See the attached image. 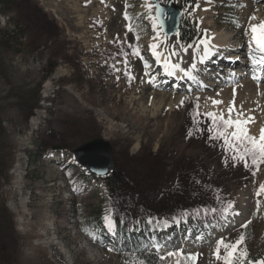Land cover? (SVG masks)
I'll list each match as a JSON object with an SVG mask.
<instances>
[{
    "label": "rangeland",
    "instance_id": "1",
    "mask_svg": "<svg viewBox=\"0 0 264 264\" xmlns=\"http://www.w3.org/2000/svg\"><path fill=\"white\" fill-rule=\"evenodd\" d=\"M4 1L0 264H141L113 237L112 217L124 216L129 227L130 212L136 213L135 219L147 217L146 222L164 215L172 223L182 216L189 219L180 237L187 250L198 254L196 264H212L205 250L214 264H224L223 245L220 258L213 255L216 241L223 237L235 244L241 233L245 240L231 259L241 264L239 257L246 251L250 260L264 242V193L255 195L264 183V164L257 171L250 157L248 167L233 160L244 145L230 135H219L225 128L219 116L239 119L240 129L258 137L264 128V80L251 85L249 75L237 67L226 71L229 66L220 58L219 69L211 67L214 77L199 75L177 89L172 88L173 81H161L162 67L153 52L164 49L161 54L167 58L164 52L171 50L178 53L177 62L182 58L173 39L166 43V34L156 43L161 30L151 0ZM183 2L184 17L189 10L201 37L213 30L206 26L210 20L209 24L240 30L238 43L251 36L245 34L250 27L246 17L240 22L237 18L244 0ZM5 30L13 38L1 34ZM195 47L202 50L198 43L180 47L187 48L180 53L187 56L191 49L193 55ZM197 83L205 85L192 89ZM181 100L184 103L178 106ZM169 101L171 109L163 104ZM208 112L217 116L215 122L205 115ZM183 115L182 128L171 127V121ZM189 130L194 131L191 136ZM93 139L111 146L112 170L117 168L122 177L117 180L118 195L117 191L111 196L106 178L90 174L73 156L78 146ZM229 203L233 207L224 212ZM99 211L103 226L94 228ZM105 216L112 221L111 228ZM249 220L247 229L240 227ZM191 241L205 243L193 250L196 245Z\"/></svg>",
    "mask_w": 264,
    "mask_h": 264
},
{
    "label": "snow or ice",
    "instance_id": "2",
    "mask_svg": "<svg viewBox=\"0 0 264 264\" xmlns=\"http://www.w3.org/2000/svg\"><path fill=\"white\" fill-rule=\"evenodd\" d=\"M241 7H243V5H241ZM156 11L158 15L163 14V9L160 8L159 5L156 6ZM124 15H125V19L127 20L128 19L127 13H125ZM249 19L255 20L256 17L251 16L249 17ZM161 26H162V21H161ZM237 26L239 25L237 24ZM129 31H131L130 28H129ZM249 32L251 33V41H252V44L250 45V47L254 45L255 49L258 50V52L262 56H264V22H261L259 24H252L250 28L245 32V34L248 35ZM201 44H204V40H201ZM150 47L155 48V45H152ZM208 51H209V47L207 44H205L204 45L205 54H207ZM135 54L139 55V52H136ZM172 55H176V53L173 52ZM153 56L156 57V61L157 63H159L160 62L159 56L157 55L156 52H153ZM202 62L203 61H201V63ZM171 67L175 69H179V71L182 72L185 77H191L195 79V77L192 75V72L194 69H196L197 67L196 64H191L190 67L188 68H182L181 65L177 63V64H172ZM165 68L167 70L168 65H165ZM167 74L171 76L173 73L171 71H168ZM253 78L255 79V77ZM233 92L235 93V89L233 90ZM183 103L184 101L181 100L180 105L178 106H182ZM212 103L218 104V103H223V101L213 100ZM233 108H234V101L230 103L228 107V112L231 113L233 111ZM205 115L211 117L213 119V122H215V120L217 119V116L212 112L205 113ZM219 119L225 126L224 129H221L219 131V135L221 137L230 135L233 140L238 141L240 144L244 145L243 150L238 151L236 155L233 156V160L238 159L239 161L243 162L244 167H248V162L246 158L250 157L251 164L254 167H256L257 171H259V165L264 164V128L260 129V134L257 137V136L249 135L247 130L240 129L239 125L241 124V121L239 119L233 120L231 118H225L223 115H220ZM247 119L250 120L251 118H247ZM227 128H233V130L230 133H228L226 131ZM197 131H199V129H197ZM192 134H193L192 131L189 130L188 136H191ZM225 143H230V141L225 139ZM229 166H234V165L230 164ZM253 175H256V172H253ZM197 183H199V181H197ZM262 193H264V183H261L259 185V188L256 191L255 195L259 197ZM259 203H260L259 200H257V208H259ZM232 207H233L232 203H229L227 207L223 209V211L227 212ZM213 211H215V209H213ZM253 214L255 215L256 213L254 212ZM237 215H239V213H237ZM104 220L108 222L107 223L108 228H111L113 226L112 221L109 219L108 216H105ZM250 224H251L250 220L245 221L243 224H241L240 227L243 229H247ZM244 240H245V235L243 233H241V235L238 237L235 244H229L226 242L225 238L221 237L220 239L216 241L217 247L214 249L213 255H215L217 259H219L220 258V246L223 245L226 251V255L224 256V264H233L231 257L234 256L237 252H239V246L244 242ZM109 251H114V249H109ZM182 255H184L182 252H175V253L168 252L166 256L161 255L159 259L163 261L165 259H170L173 256L179 257ZM197 255L198 254L196 253H190V254H187L185 259H187L190 262V264H195ZM247 256H248V253L246 251L241 254V256L239 257L241 264H264V259L257 258L254 260H248L246 259ZM141 264H143V262H141ZM176 264H180L179 260H177Z\"/></svg>",
    "mask_w": 264,
    "mask_h": 264
},
{
    "label": "trees",
    "instance_id": "3",
    "mask_svg": "<svg viewBox=\"0 0 264 264\" xmlns=\"http://www.w3.org/2000/svg\"><path fill=\"white\" fill-rule=\"evenodd\" d=\"M4 2H5L4 0H0V4ZM174 2L180 7L184 6L183 0H174ZM188 13H189V10H188ZM195 25H196L195 21L190 14L188 17H184L183 15H181L180 21H179V32H178V40L181 43L188 44L190 42H193L199 39V33ZM1 34L7 37L11 36V38H13L12 32H8L5 30V33L4 31H2ZM171 122L173 124V126L171 127L181 129L183 124H185L184 115L178 116L177 119ZM209 151H213V149H210ZM120 177H121V174L119 175L117 168L113 169L106 177H104L107 180L106 182L107 188L111 196L112 195L114 196L117 193V191L118 193L116 195H118L121 191V187L119 183H117V180H120ZM117 210L119 211V209ZM137 213H142V211H139ZM135 214L133 212L129 213V216L132 217L131 219L132 224H130L129 227H126L123 222V220L125 219L124 216H121L122 218L121 220L119 219L120 221L117 220L115 217H112V221L114 223V229H115V238L121 248H125L128 252H132V255L134 256L135 259L141 260L145 264H176L177 260H179L180 264H190V262L187 259H185L187 254H190V253H183L184 255L182 256H179V257L173 256L170 259H165L161 261L159 259L161 255H158L154 251L148 250L146 248L145 239L137 237V233L139 231L150 232L154 230L155 228L157 229L161 227L164 223H167L169 221V217L167 215H164V218H157V219H154L151 216L152 218H150V221L146 222L147 217L142 218V217L137 216L135 219L134 218ZM182 214L184 215V213ZM102 220H103V216H102V213L99 211L97 213V222L93 223L92 226L99 228L102 225ZM164 255L166 256V254ZM257 258L264 259V242L262 246L260 247V249L255 254L250 255V260H254Z\"/></svg>",
    "mask_w": 264,
    "mask_h": 264
},
{
    "label": "bare ground",
    "instance_id": "4",
    "mask_svg": "<svg viewBox=\"0 0 264 264\" xmlns=\"http://www.w3.org/2000/svg\"><path fill=\"white\" fill-rule=\"evenodd\" d=\"M245 1V4L243 5V7H241V11H240V14L236 11L235 13L236 14H239V16L237 17L238 18V20H239V22L242 20V18L243 17H246V19H245V25H247V24H249L250 26L252 25V24H259V23H261V22H264V4H259L258 2H257V0H244ZM204 14V13H203ZM251 16H255L256 17V19L255 20H250L249 19V17H251ZM211 21V20H210ZM210 21L208 22V25H206L208 28H209V26L211 27V28H213V30H211L210 32H208L209 30L207 29L206 30V33H205V35L202 37V39L201 40H204V44H201V41L199 42V46H202V50L201 49H196L195 50V54H198L199 56H198V58H197V60H194V61H191L190 59H191V56H192V52H191V49H189V51H190V53H191V55H190V53H188L187 54V56H186V54H181L180 52H186V50H187V48H183V49H181L180 47H179V43H177L178 42V40H176L177 39V36H167V35H165V41H166V39H167V41H166V43L167 42H170L171 40H170V38L171 39H173L174 41V45L176 44L177 45V47L179 48V57H181L182 58V64H184L185 65V67H188L189 66V62H192V64H196L197 65V67H196V69H194V71L192 72V75L195 77V79L194 80H196L197 78H199L200 76L198 75V76H195V75H197L198 73L200 74L201 73V75L202 76H204V75H208L209 77H214V75H216V74H214V75H211V72H213V70L211 69V67H213V65H206V66H203L202 65V63H200L199 64V61L200 60H204L205 58H207V56H209L210 54H212V53H216V52H220V53H222V52H226L227 50L228 51H231V52H229V53H227L228 55H232V54H238V50L236 49V47L238 48V49H242L243 48V46H244V44H245V42L247 41V37H245L244 38V40H242L240 43H238L239 42V40L242 38V35L239 33V31L240 30H238V31H234L233 30V27H231V26H229L228 24H225L224 26L226 27V28H224V27H220L219 25H215V24H209L210 23ZM216 22H219V20L217 19L216 20ZM205 27V26H204ZM206 27V28H207ZM220 28V30L222 31V32H218L217 31V28ZM230 28H232V30H230ZM250 28V27H249ZM161 34H162V37H163V35H164V32H161L160 31V36H159V38L157 39V41H156V43L158 44V41L160 40V37H161ZM250 34V33H249ZM251 37V36H250ZM249 37V39L251 40V38ZM206 38V39H205ZM164 39V38H163ZM170 40V41H169ZM160 42V41H159ZM164 42V41H163ZM241 43L243 44V45H241ZM164 44V43H163ZM205 44H207L208 45V47H209V51L207 52V54H205V52H204V45ZM248 44V43H247ZM162 46V45H161ZM164 46V45H163ZM235 47V48H234ZM162 48H164V47H162ZM158 50H159V52H157V55L159 56V60H160V62L158 63V64H162V67H163V69L165 70L166 68H165V65H170L169 66V69H171L172 70V73L173 74H175L176 76H177V78L178 79H180L182 76V78H184V74L182 73V72H180L179 71V69H175V68H172L171 67V65L172 64H177V62H175V61H172L174 58H176L177 56H178V53H176V55L175 56H173L172 55V53H171V50L168 52V51H165L164 52V54H166L167 53V58H165V56L163 55V54H161L163 51H164V49H159V48H157ZM184 49H186L185 51H184ZM244 49V48H243ZM250 49V47H247L246 48V50H249ZM160 50H162V51H160ZM168 50V49H167ZM237 52V53H236ZM170 54V55H169ZM162 56H164V58H165V61H162L163 60V57ZM219 57V56H218ZM221 58V60L222 61H224L225 63H227L228 62V60L226 59V58H222V57H219V59ZM229 59H230V57H228ZM235 58H237L236 56H234V61L233 62H235V63H228V64H230L229 65V67L226 69V71H232V69L231 68H233V67H237L236 68V70H240V65L238 64V61H236L235 60ZM180 59V58H179ZM190 60V61H189ZM181 61V60H180ZM189 61V62H188ZM212 61H214V60H212ZM188 62V63H187ZM182 67V66H181ZM183 68V67H182ZM202 68V69H201ZM204 68V69H203ZM248 69H249V73H245L246 74V76H248L249 78H251V80L253 81L252 83H251V85L253 84V85H256V83L255 82H259V81H261V79H263L264 78V70L262 71V72H259L258 71V68L257 67H255V66H252V65H250V68L248 67ZM216 73V72H215ZM242 73V72H241ZM244 74V73H243ZM179 75V76H178ZM208 77V78H209ZM253 77H255V79L253 78ZM181 78V79H182ZM188 79H191V77L189 78L188 77ZM193 79V78H192ZM239 79V78H238ZM175 83V82H174ZM199 84V83H198ZM177 84L175 83L174 84V86H172L173 88L176 86ZM188 87H190V85L188 86ZM204 87V86H203ZM208 87H211V84H208V86H207V88ZM196 87H193V89H195ZM253 90L255 89H257V87H253L252 88ZM256 91H258L259 92V90H256ZM262 92L264 93V91H263V89H262ZM262 93V94H263ZM175 99V98H174ZM229 99V98H228ZM163 101V100H162ZM163 104H165L166 105V107H168V109H171V107H173V105H171V102L169 101L168 103H163ZM158 105L160 106L161 105V101L158 103ZM163 106V105H162ZM165 107V106H164ZM163 107V108H164ZM158 108V107H157ZM221 112V111H220ZM20 203V202H19Z\"/></svg>",
    "mask_w": 264,
    "mask_h": 264
},
{
    "label": "water",
    "instance_id": "5",
    "mask_svg": "<svg viewBox=\"0 0 264 264\" xmlns=\"http://www.w3.org/2000/svg\"><path fill=\"white\" fill-rule=\"evenodd\" d=\"M151 1L154 6L155 21L159 24L161 31L168 35L177 34L182 9L176 6L173 0H167L165 5H160L157 0ZM157 5L163 9L162 15L157 14ZM73 156L82 167L97 177H104L113 167L111 146L104 139H93L78 146L73 151Z\"/></svg>",
    "mask_w": 264,
    "mask_h": 264
}]
</instances>
